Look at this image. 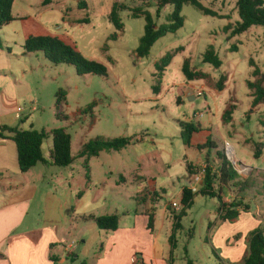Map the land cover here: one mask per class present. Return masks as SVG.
Returning a JSON list of instances; mask_svg holds the SVG:
<instances>
[{
	"label": "rangeland",
	"instance_id": "obj_1",
	"mask_svg": "<svg viewBox=\"0 0 264 264\" xmlns=\"http://www.w3.org/2000/svg\"><path fill=\"white\" fill-rule=\"evenodd\" d=\"M38 1L17 0L16 13L29 17L27 27L34 25L39 12L27 6ZM80 1L89 6L88 11L81 3L78 8ZM159 3L160 0H48L51 7L45 8L39 19L48 30L46 37L61 36L60 40L85 59L106 67L107 75L79 73L74 66L52 63L45 52H29L26 44L30 37L19 67L30 88L17 103L23 111L20 126L49 135L42 147L46 159L53 148L51 133L67 130L76 158L72 166L76 174L92 181L91 197L103 205L98 213L117 216L121 228L135 226L144 231L151 230L148 212H155L157 245L164 250L171 248L178 264H185L188 256L198 264H209V259L216 263L221 255L212 247L211 239L220 230L256 226L264 229V100L254 107L256 87L264 89V28L253 27L230 40L232 30L241 22L237 0L202 2L217 17L185 5L184 27L161 38L148 57L140 58L137 50L145 35L144 13H151L160 28L169 23L174 10L172 6L161 8ZM117 5L124 9L118 13L124 25L122 31L111 21ZM136 9L140 11L134 12ZM134 13L140 17L133 18ZM85 20L89 23L82 24ZM211 47L223 63L220 69L204 63V55ZM232 47L236 48L234 52ZM186 62L199 74L195 81H188L183 74ZM163 63L167 64L164 72L157 68ZM222 78L224 89L220 92ZM189 90L194 101L187 97ZM61 91L67 95L61 111L66 120L58 117ZM198 91L203 95L196 96ZM230 111L231 116L224 118ZM181 123L201 125L206 132L195 135L194 146L187 147ZM117 139L131 143L120 151L105 149L98 157L79 158L84 146L91 142ZM208 141L213 148L199 150L196 146ZM227 142L235 152L231 158L240 175L236 182L239 185L221 188L216 181L215 191L227 205L242 202L240 211L250 206V212L243 213L236 224L222 220L219 198L198 194L203 185H193V177L204 167L218 171V153L226 154L229 160ZM239 162L244 167L237 166ZM188 165H192V174L188 173ZM37 169L30 176L32 180L39 179L44 168ZM191 185L196 187L197 195L193 206L185 209L183 190ZM173 203H178L181 210L168 212ZM184 211L181 228L176 230V216ZM173 237L177 244L174 250Z\"/></svg>",
	"mask_w": 264,
	"mask_h": 264
},
{
	"label": "crops",
	"instance_id": "obj_2",
	"mask_svg": "<svg viewBox=\"0 0 264 264\" xmlns=\"http://www.w3.org/2000/svg\"><path fill=\"white\" fill-rule=\"evenodd\" d=\"M44 2L39 0L27 6L30 10L36 7L39 11L37 21L32 27H27L29 17L16 13L15 0L12 9L14 21L0 30V127L24 130L20 126L24 119L18 113L17 103L28 94L30 88L25 72L19 68L20 59L30 37H46L48 33L45 24L39 21L43 17V10L51 7V4L45 5ZM79 3L88 11L86 3L78 2V8ZM62 4L66 5V2ZM48 36L57 37L56 34ZM190 92H187V97L194 101L196 98ZM199 126L201 130L193 134L191 146H194L195 135L206 132ZM46 160L49 161L50 156ZM192 165L198 167L203 164ZM38 166L44 169H41L39 179L32 180L30 176L38 170ZM38 166L28 173H22L17 145L0 138V264H134V257L140 260V264H178L171 248L164 250L157 245L155 212H148L149 216L154 217L153 230L142 231L135 226L121 228L119 221L116 231H102L91 217L113 215L98 213L103 205L91 197L92 181L84 179L81 173L76 174L74 166L71 169L43 164ZM169 211L175 212L171 205ZM240 218L234 220L233 224L239 223ZM253 229L220 230L211 239V245L225 263L243 264L249 256ZM74 240L79 245L77 243L74 254L69 256L65 248ZM188 259L198 264L190 256L185 264ZM209 262L219 264L218 261L212 263L211 259Z\"/></svg>",
	"mask_w": 264,
	"mask_h": 264
},
{
	"label": "trees",
	"instance_id": "obj_3",
	"mask_svg": "<svg viewBox=\"0 0 264 264\" xmlns=\"http://www.w3.org/2000/svg\"><path fill=\"white\" fill-rule=\"evenodd\" d=\"M208 0H160L159 7L164 8L166 6H172L174 8L172 14L169 16V23L157 28L151 13H144V18L146 21L145 35L141 39L140 47L137 50V54L140 58H145L150 55L153 46L163 37L168 34H175L180 29L184 27L185 20L182 17V10L185 5H192L199 9L206 15H211L217 17V13L205 8L202 2ZM219 1V0H216ZM15 0H0V30L9 25L14 21L12 15V9ZM45 4L48 5V0H45ZM237 7L241 22L238 23L237 27L232 30V37L244 34L248 32L253 27L264 28V0H237ZM124 10L120 5L114 8L111 16V21L114 23L118 31L124 29V25L119 19L118 13ZM139 9L134 10V12H139ZM135 14V13H134ZM140 16L135 14L133 18H139ZM89 23L88 20L82 22V24ZM226 30L230 31L231 28L228 27ZM0 48L2 44L0 43ZM26 48L29 52H45L47 58L54 64H67L74 66L78 69V72L83 74H95L106 76L107 69L103 65L89 61L85 59L81 54H79L76 49L65 44L58 37H31ZM235 47H232V51H235ZM166 60L170 62L171 58L167 57ZM204 63L210 64L216 69H220L223 66L219 55L216 53L214 47H211L204 55ZM167 64L162 66L158 65L157 68L164 72V68ZM183 74L186 79L190 82L195 81L198 77V72L190 68L189 63L186 62L183 66ZM224 78H222L218 84V90L220 92L224 89ZM252 88V84L249 85ZM61 100H59L58 107V117H63L62 104L66 101V93L61 91ZM256 99L254 101V107L259 105L264 100V89L262 87H256ZM230 114L231 111L226 113L224 118ZM182 128V140L185 146L191 147L193 134L200 132V126H196L192 123L185 124L181 123ZM53 139V148L50 154V160L47 161L43 156L42 147L45 140L49 135L43 131L38 132L35 130H21L20 128H14L9 126L0 127V138L4 140H11L17 145L18 156H19V167L22 173H28L30 170L38 166L52 165L59 168H68L72 166L76 158L72 155V138L66 129H56L51 133ZM130 140L127 139H117L114 141H101L96 140L90 144L84 146L79 154V158L86 156L98 157L100 153L105 150H116L120 151L130 145ZM206 148H213L210 141L205 146H199V150H205ZM259 157V153L256 154ZM218 158L221 161L218 171H215L210 167H206L205 181L203 189L200 193L203 196H210L212 198H219L221 202L220 213L221 218L225 222H233L237 220L241 212H250V206H245L243 210L240 209L243 206L242 202L232 203L227 205L222 202V197L215 191V183L219 181L221 188L229 187L232 183L235 186L239 184L236 183L239 180L240 175L236 171L235 166L228 160L226 154L218 153ZM192 165H188V173L192 174ZM195 194L190 188L186 187L183 190L182 204L185 209H190L194 204ZM185 215V211L181 216H176L175 229L181 228V219ZM98 228L102 231L113 232L119 228V218L117 216H104V217H91ZM149 227L151 230L154 228V217L150 216ZM173 245V250L176 249V240L174 237L171 239ZM218 257L219 264H227L225 261ZM187 264H194V262L188 259ZM243 264H264V229H257L253 231L250 235L249 242V256L245 259Z\"/></svg>",
	"mask_w": 264,
	"mask_h": 264
},
{
	"label": "built area",
	"instance_id": "obj_4",
	"mask_svg": "<svg viewBox=\"0 0 264 264\" xmlns=\"http://www.w3.org/2000/svg\"><path fill=\"white\" fill-rule=\"evenodd\" d=\"M203 91H198L197 95L196 96H202L203 94ZM23 111L21 108L18 109V113L21 114ZM225 151L227 152L228 156H229V160L230 162L232 163V158H231V155H235V152L233 150V147L231 146L230 143H226L225 145ZM206 167H204V169L196 174L194 177H193V182L194 184L193 185H204V181H205V175H206V171H205ZM191 185L190 189L195 193L197 192V189L195 186ZM171 207L175 210V211H180L181 210V206L178 204V203H173L171 205ZM77 248V243L76 242H73V243H70L66 246V253L69 255V256H72L75 252ZM133 263L134 264H140V260L137 258V257H134L133 258Z\"/></svg>",
	"mask_w": 264,
	"mask_h": 264
},
{
	"label": "water",
	"instance_id": "obj_5",
	"mask_svg": "<svg viewBox=\"0 0 264 264\" xmlns=\"http://www.w3.org/2000/svg\"><path fill=\"white\" fill-rule=\"evenodd\" d=\"M232 163H234V162H232ZM234 164H235V163H234ZM236 165H237V166H240V167H244V165H243L241 162L236 163Z\"/></svg>",
	"mask_w": 264,
	"mask_h": 264
},
{
	"label": "bare ground",
	"instance_id": "obj_6",
	"mask_svg": "<svg viewBox=\"0 0 264 264\" xmlns=\"http://www.w3.org/2000/svg\"><path fill=\"white\" fill-rule=\"evenodd\" d=\"M231 157H233V155H231Z\"/></svg>",
	"mask_w": 264,
	"mask_h": 264
}]
</instances>
